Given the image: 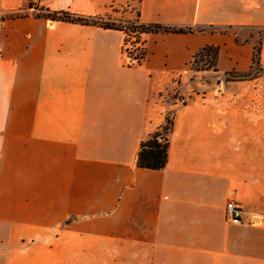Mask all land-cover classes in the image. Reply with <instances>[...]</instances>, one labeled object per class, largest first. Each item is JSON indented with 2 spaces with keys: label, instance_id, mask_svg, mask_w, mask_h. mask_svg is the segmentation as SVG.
<instances>
[{
  "label": "crops",
  "instance_id": "obj_1",
  "mask_svg": "<svg viewBox=\"0 0 264 264\" xmlns=\"http://www.w3.org/2000/svg\"><path fill=\"white\" fill-rule=\"evenodd\" d=\"M135 19L192 32L143 34L136 63L119 29L0 18V264H264V0H138ZM169 113L165 166L139 168Z\"/></svg>",
  "mask_w": 264,
  "mask_h": 264
},
{
  "label": "trees",
  "instance_id": "obj_2",
  "mask_svg": "<svg viewBox=\"0 0 264 264\" xmlns=\"http://www.w3.org/2000/svg\"><path fill=\"white\" fill-rule=\"evenodd\" d=\"M47 15H36L43 18H48L51 20H61L73 23H79L84 25H95L102 28L119 29L125 33L124 44L127 42V37L129 33L123 22L121 24H116L115 21L106 20L107 17L101 15L95 16H85L71 13L69 11H46ZM22 16V15H21ZM107 16V15H106ZM19 17L15 15L11 18ZM108 21V22H107ZM132 32H137L140 35L147 33H157V32H172V33H187L192 32L191 27H176L171 25H162L158 23H141L138 20L131 25ZM137 36L136 39H139ZM139 41V40H138ZM137 41V42H138ZM142 43V40H141ZM142 52L138 58L135 57L136 62H139L145 57V50L143 47ZM208 50L210 53V62L208 67H211L215 63L217 49L214 46H205L203 51ZM199 52V54H201ZM197 54V55H199ZM196 59V57H195ZM172 114L169 113L165 117L163 124H161L152 134H150L146 139L142 140L137 152L136 164L139 168L158 170L165 166L168 156L169 148V136L172 131Z\"/></svg>",
  "mask_w": 264,
  "mask_h": 264
},
{
  "label": "rangeland",
  "instance_id": "obj_3",
  "mask_svg": "<svg viewBox=\"0 0 264 264\" xmlns=\"http://www.w3.org/2000/svg\"><path fill=\"white\" fill-rule=\"evenodd\" d=\"M102 1L103 3H105V5L107 4L108 13H107V16L105 15V17H107L106 20L115 21V23L119 25L121 24L120 22H123L125 27L127 28L129 37H127V42L126 44H124V51L131 62H136L135 57L136 58L139 57V55L142 52L141 47H143V41L141 43V39H142L141 37L143 34L140 35L137 32L131 31L132 30L131 25L132 23H135L136 21L135 11L137 9L138 0H102ZM10 2L14 4H17V3L20 4L22 0H11ZM44 3H45V0H43L36 9L31 10L29 7V1L27 0L26 3L20 6L11 7L9 10L1 12L0 18H11L15 15L25 16L29 14L33 16L47 15L48 12L46 11L48 10L44 8L43 6ZM130 8L132 10L131 12H134L133 18H129L127 13H125L126 11H129ZM137 36H140V38L136 39ZM142 60L143 59H141L139 62H141ZM139 62H136V63H139ZM209 62H210V53L208 52V50H205L201 52V54L196 56L193 67L205 68L206 66L207 67L210 66ZM254 69L256 72H258L259 70H263V68L258 65H255Z\"/></svg>",
  "mask_w": 264,
  "mask_h": 264
},
{
  "label": "built area",
  "instance_id": "obj_4",
  "mask_svg": "<svg viewBox=\"0 0 264 264\" xmlns=\"http://www.w3.org/2000/svg\"><path fill=\"white\" fill-rule=\"evenodd\" d=\"M31 10L36 9L43 0H28ZM224 213L227 219L233 223L238 224L241 221V214L243 213L241 205L235 200H229L225 203Z\"/></svg>",
  "mask_w": 264,
  "mask_h": 264
}]
</instances>
